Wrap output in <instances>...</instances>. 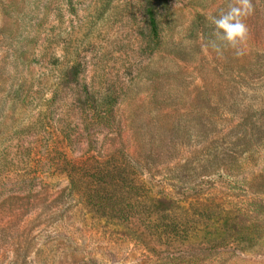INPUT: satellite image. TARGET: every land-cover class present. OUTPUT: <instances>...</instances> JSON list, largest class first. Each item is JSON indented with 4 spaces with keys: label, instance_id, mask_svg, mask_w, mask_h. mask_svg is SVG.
I'll list each match as a JSON object with an SVG mask.
<instances>
[{
    "label": "rangeland",
    "instance_id": "374dc122",
    "mask_svg": "<svg viewBox=\"0 0 264 264\" xmlns=\"http://www.w3.org/2000/svg\"><path fill=\"white\" fill-rule=\"evenodd\" d=\"M235 2L0 0V264H264L256 157L241 160L239 178L191 175L204 205L170 216L111 220L86 204L90 182L68 191L70 169L124 166L145 132L167 136L171 151L142 181L174 184L180 161L205 160L190 141L203 133L193 110L234 114L238 94L217 88L225 64L198 32ZM250 3L245 54L264 63V0ZM166 223L181 227L158 230Z\"/></svg>",
    "mask_w": 264,
    "mask_h": 264
},
{
    "label": "trees",
    "instance_id": "16d2710c",
    "mask_svg": "<svg viewBox=\"0 0 264 264\" xmlns=\"http://www.w3.org/2000/svg\"><path fill=\"white\" fill-rule=\"evenodd\" d=\"M153 17L155 18L154 14ZM198 33L199 37L204 39L207 49H213L211 43L215 38L211 23L205 22ZM220 57L225 67L221 71L222 68L217 65L219 66L216 73L219 80L217 88H220L222 83L228 84L230 93L223 95L225 100L237 91L236 112L228 114L223 108H216V106L212 108V105H210L211 111L208 108L205 115H201V111L193 110L192 124L203 131L202 134L190 138L191 142H195L193 153L206 157L198 163L196 168L190 167L188 161L185 164L180 161L178 172L171 174L172 179H175L177 183L152 182L151 184L142 181L140 175L143 174L146 165H149L147 168L149 167L148 170L152 172L156 169L154 168L156 165L150 166V164L161 160L165 152L171 151L167 136L145 132L139 136V155L129 156L124 166L117 163V158L114 157L111 163L104 162L102 158L98 159L93 167L79 176H77L76 169H70L67 172L68 191L74 195L78 193L81 188L79 184L82 183L80 179H85L92 187L88 202H86L88 207L111 220L129 221L135 217L146 220L157 217L159 212L170 216L171 210L173 212L178 209L185 211L192 206L197 205V209L199 205H204L202 198L194 199L191 196L190 187L187 184L191 180V175L197 179V182H205L211 174L215 175V173H220L227 179H235L243 176L242 171L245 170L239 169H243L240 164H242L241 160L245 161L246 156L258 158L259 163L264 160L263 60L255 59V57L252 60L248 54L238 57L230 48L225 49ZM217 95L221 96V94ZM209 100L213 101L212 97ZM178 131L177 128V133ZM177 133L175 137L179 141L181 137ZM259 170L263 172L264 166H261ZM262 172L255 173L253 182H264ZM152 175L155 176V173ZM155 187L160 190L155 191L157 189ZM254 205L255 207L264 206V203L255 202ZM162 206L168 209L161 210ZM180 227V223H166L164 226H157L158 230L172 234Z\"/></svg>",
    "mask_w": 264,
    "mask_h": 264
},
{
    "label": "clouds",
    "instance_id": "9594fccd",
    "mask_svg": "<svg viewBox=\"0 0 264 264\" xmlns=\"http://www.w3.org/2000/svg\"><path fill=\"white\" fill-rule=\"evenodd\" d=\"M253 12L250 0H236L235 3L211 16L214 40L211 47L218 56L225 49H232L236 56H243L249 39V29L245 20Z\"/></svg>",
    "mask_w": 264,
    "mask_h": 264
}]
</instances>
